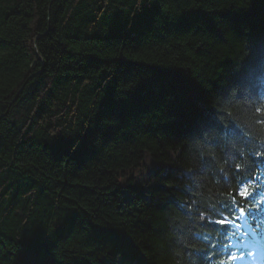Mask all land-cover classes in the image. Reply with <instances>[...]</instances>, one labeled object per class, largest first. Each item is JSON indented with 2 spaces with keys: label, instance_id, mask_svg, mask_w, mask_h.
Segmentation results:
<instances>
[{
  "label": "trees",
  "instance_id": "trees-1",
  "mask_svg": "<svg viewBox=\"0 0 264 264\" xmlns=\"http://www.w3.org/2000/svg\"><path fill=\"white\" fill-rule=\"evenodd\" d=\"M252 176L264 0H0V264H232Z\"/></svg>",
  "mask_w": 264,
  "mask_h": 264
},
{
  "label": "snow or ice",
  "instance_id": "snow-or-ice-1",
  "mask_svg": "<svg viewBox=\"0 0 264 264\" xmlns=\"http://www.w3.org/2000/svg\"><path fill=\"white\" fill-rule=\"evenodd\" d=\"M250 182H253L254 184L253 190L251 191L249 190V194L246 197H240L239 196L240 188L249 184ZM230 192L232 194V199L233 198L236 199V197H239L240 200L243 201V203H239L236 200V204H233L232 200L231 201L225 200L220 205V209L223 213H226V215L219 216V214H217L219 218L212 221L211 224L217 227H223L224 229L223 238L225 240V245H220L219 247L223 248L226 246L228 249H234V251H229L227 255H228V260L232 262V264H235V262L238 260L239 261L245 260V255L243 250L248 247V244L246 243L248 232L240 231L236 240H233V236L230 235L229 233L233 229L240 230L244 228V225L239 223V221H241L243 218L249 216L254 212H259L264 210V202H262L258 208L251 207V205L255 203L257 200H264V178H262V176H260L259 178L252 176L248 180L240 182L238 185H236L235 191L231 190ZM244 205H249V207L245 209L244 214L241 215L237 220V223L240 226L237 227L234 224L227 223V219H236L235 214L239 212L240 208H243Z\"/></svg>",
  "mask_w": 264,
  "mask_h": 264
}]
</instances>
